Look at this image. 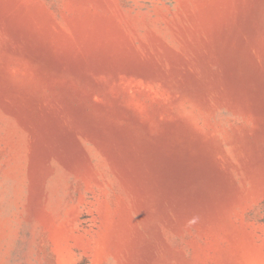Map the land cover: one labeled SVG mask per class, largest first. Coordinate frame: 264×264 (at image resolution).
Listing matches in <instances>:
<instances>
[{"label": "rangeland", "instance_id": "obj_1", "mask_svg": "<svg viewBox=\"0 0 264 264\" xmlns=\"http://www.w3.org/2000/svg\"><path fill=\"white\" fill-rule=\"evenodd\" d=\"M0 264H264V0H0Z\"/></svg>", "mask_w": 264, "mask_h": 264}]
</instances>
